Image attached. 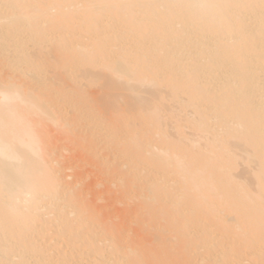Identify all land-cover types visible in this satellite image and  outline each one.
<instances>
[{
  "label": "bare ground",
  "instance_id": "1",
  "mask_svg": "<svg viewBox=\"0 0 264 264\" xmlns=\"http://www.w3.org/2000/svg\"><path fill=\"white\" fill-rule=\"evenodd\" d=\"M49 123L122 160L132 211L75 190ZM199 261L264 264V0H0V264Z\"/></svg>",
  "mask_w": 264,
  "mask_h": 264
},
{
  "label": "rangeland",
  "instance_id": "2",
  "mask_svg": "<svg viewBox=\"0 0 264 264\" xmlns=\"http://www.w3.org/2000/svg\"><path fill=\"white\" fill-rule=\"evenodd\" d=\"M109 117L110 116L107 114L97 115L95 113H91L90 116V118L103 120L108 119ZM93 126H95V122L91 120L89 125L80 129L83 133H86L91 130ZM56 130V127L52 125V123L48 124V132L53 142L51 148L53 151L56 150L54 153L59 157L56 158L60 159V163L63 166L62 176H64L66 180L68 179L67 181H72L73 184H75V190H81L84 194H87L88 199L102 210L105 217L109 216V219L112 218L111 221L116 222L118 221V218H121L118 216L126 214V211H132L135 208L133 200L129 197L126 198V200L122 199L123 202L120 200L122 192L118 187V180H114L115 176L109 169H107L108 164H120L122 160H119L116 155L114 156L108 150L99 148L98 150L100 151L101 157L96 160L99 164L96 167L92 166L87 158L89 150L81 149L80 151L78 148H74V145H72L69 140L62 137L59 138ZM78 136L79 135H77V137ZM66 148L70 149L67 151L65 150ZM54 153H52V157L54 156ZM124 165L130 166V164L127 165L125 162L120 166L124 167ZM136 188V186H132L133 190H136ZM145 224L147 223H142V226H140L138 222L130 219L129 222L127 221L124 225L123 229L125 233L131 234L133 238L145 237V240H149L150 236L148 233L146 234L145 232L144 234L142 232L143 228H149L145 226ZM51 231L52 230H48V233H51ZM195 259L199 260V256H196Z\"/></svg>",
  "mask_w": 264,
  "mask_h": 264
}]
</instances>
